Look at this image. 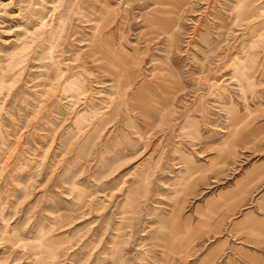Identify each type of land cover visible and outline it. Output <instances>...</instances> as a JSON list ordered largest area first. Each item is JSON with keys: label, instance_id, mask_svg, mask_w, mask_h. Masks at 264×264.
Returning <instances> with one entry per match:
<instances>
[{"label": "rangeland", "instance_id": "obj_1", "mask_svg": "<svg viewBox=\"0 0 264 264\" xmlns=\"http://www.w3.org/2000/svg\"><path fill=\"white\" fill-rule=\"evenodd\" d=\"M263 160L264 0H0V264H264Z\"/></svg>", "mask_w": 264, "mask_h": 264}, {"label": "crops", "instance_id": "obj_2", "mask_svg": "<svg viewBox=\"0 0 264 264\" xmlns=\"http://www.w3.org/2000/svg\"><path fill=\"white\" fill-rule=\"evenodd\" d=\"M249 180V181H248ZM260 180H264V160L261 161L259 164H256L252 166L245 174L243 180H241L238 185H242L245 187L247 192V187H252L255 183H258ZM247 181V182H246ZM241 182L243 184H241ZM237 186H235V189L237 190ZM245 192V193H246ZM251 212H246L243 216V222H242V228L243 230L254 238L257 244H263L264 245V217H260V220H257V224L253 225L252 222H250L248 227V220L251 218ZM241 221L238 220L236 222V225L241 227ZM244 225V227H243Z\"/></svg>", "mask_w": 264, "mask_h": 264}]
</instances>
